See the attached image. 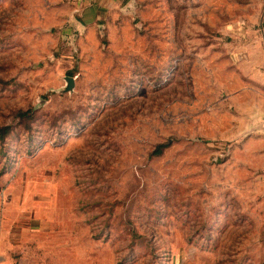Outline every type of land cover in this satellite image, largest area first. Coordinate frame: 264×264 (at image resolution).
I'll return each instance as SVG.
<instances>
[{"label": "rangeland", "instance_id": "obj_1", "mask_svg": "<svg viewBox=\"0 0 264 264\" xmlns=\"http://www.w3.org/2000/svg\"><path fill=\"white\" fill-rule=\"evenodd\" d=\"M14 182L57 264H264V0H0Z\"/></svg>", "mask_w": 264, "mask_h": 264}, {"label": "crops", "instance_id": "obj_2", "mask_svg": "<svg viewBox=\"0 0 264 264\" xmlns=\"http://www.w3.org/2000/svg\"><path fill=\"white\" fill-rule=\"evenodd\" d=\"M32 187L14 182L0 188V264H57L47 252L59 240L64 244L63 235L53 228L50 198Z\"/></svg>", "mask_w": 264, "mask_h": 264}]
</instances>
